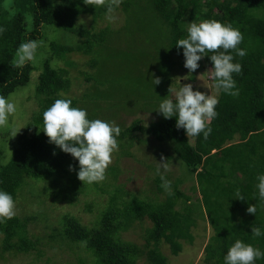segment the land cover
<instances>
[{
  "label": "trees",
  "instance_id": "obj_1",
  "mask_svg": "<svg viewBox=\"0 0 264 264\" xmlns=\"http://www.w3.org/2000/svg\"><path fill=\"white\" fill-rule=\"evenodd\" d=\"M117 9L125 14L121 26L88 29L78 25L81 15L90 13L94 24L106 13L105 6L91 0H0V27L4 29L0 33V95L7 97L35 78L34 94L39 105L31 113L28 127L18 134L10 158L0 162V189L9 192L14 201L36 208L0 222V259L6 263L19 255L31 258L30 262L59 264L55 254H48L49 248L72 256L73 260L62 264H136L144 254L148 264H168L160 251L161 242L169 245L173 255L184 243H192L191 228L196 226L198 212H204L212 230L202 264H224V254L237 239L264 250V235L251 234L252 227L264 231V202L256 198L255 187L257 174L264 172V0H119L114 7ZM208 19L239 29L243 40L238 47L245 49L246 55L232 53L234 62L242 65L241 73L234 74L239 95L219 94L218 115L210 123L212 131L207 139L202 135L187 137L184 129L176 128L175 118L163 116L147 126L137 118L129 125L120 123L117 137L119 157L131 156L129 147L136 133L168 141L195 178L201 195L196 204L189 203L190 196L177 188L179 179L172 182L169 194L161 187L160 177H154L157 190L164 194L161 200L125 190L116 183L121 171L118 158L106 169L103 181L87 184L78 180V161L49 143L41 130L46 108L55 99L66 97L72 99V106L86 109L89 119L112 121L121 111H153L160 116L155 110L157 102L142 96L137 87L139 78L129 82L124 79L128 86L125 90L134 91L131 96L126 93L119 100L104 96L103 91L117 85L108 76L106 64L153 55L156 68H165L166 64L181 67L183 50L177 49L175 42L186 36L188 23ZM32 39L42 41L35 58L22 68L15 67L19 44ZM123 40H138L140 46L127 50ZM72 52L89 56L87 64L94 69L84 73L92 82L80 97L67 95L69 72L57 65L62 60L72 66L68 59ZM200 61L211 71L208 56ZM133 67L139 70L137 65ZM138 104L142 107L137 108ZM40 181L48 184L34 191ZM84 189L105 198L98 206L84 203V209H96L90 225L69 213L54 224L43 205L46 197H52L53 202H72ZM237 190L245 199H237ZM250 204L256 205V215L247 212ZM144 217L150 221L142 228L144 248L121 239L120 234L135 228L136 222L142 225ZM30 223H44L46 236L33 233L28 228ZM256 264H264V258Z\"/></svg>",
  "mask_w": 264,
  "mask_h": 264
},
{
  "label": "rangeland",
  "instance_id": "obj_2",
  "mask_svg": "<svg viewBox=\"0 0 264 264\" xmlns=\"http://www.w3.org/2000/svg\"><path fill=\"white\" fill-rule=\"evenodd\" d=\"M113 19L111 21L106 19V13L93 24L92 15L90 13L81 15L78 20V25L86 28H100L107 24L112 27L118 28L124 23L125 14L121 10H114L112 13ZM127 36V30H125ZM141 35V34H138ZM128 37V36H127ZM143 38H140V40ZM70 41V40H69ZM123 45L127 46V50H130L132 47H139L140 43L138 40L135 41H122ZM129 43V44H128ZM122 52V51H121ZM122 54V53H121ZM89 56L72 52L68 54V59L73 63L72 66L64 64V61H58L57 65L64 67L68 70L70 78V87L67 91L68 96H82L84 88L86 85H89L92 81L86 79V74L92 73L94 69L87 64ZM123 62L112 63L107 62V74L110 77L111 81L116 82L117 85L114 89H109L103 91L104 96H109V98H114L119 100L122 95L131 96L134 92H129L125 90V87L128 89V86H125L133 78H139L137 87H140L142 96L151 98L157 105L159 99L163 98L166 94L167 87L169 88L172 84L174 87L176 81L180 79L181 84L191 83L194 87V90H200L206 94H210L213 91L212 81L209 78L210 69L206 66L204 61H199L200 67L193 73L189 74L188 70L183 66L172 65L169 67L167 64L164 67L155 66V57L153 55H148L142 58H136L135 61H132V58H121ZM117 65V68L115 67ZM137 65L139 70L133 66ZM132 75V76H131ZM201 75V76H200ZM131 76V77H130ZM200 76V77H199ZM154 77L160 78V83L152 87L151 79ZM167 79V82L165 81ZM34 81L35 78H32L29 83L23 87H19L16 91L11 93L9 96L17 105V111L13 116L9 117V124L7 127L0 128V162H6L12 152L13 148L16 145L18 134L24 131L28 127L29 121H31L30 115L34 111L38 110V101L35 97L34 90ZM113 83V84H114ZM205 86V87H204ZM138 89V90H139ZM125 90V91H124ZM154 107V104L151 105ZM134 107V105H133ZM142 106H137L141 108ZM127 108V107H126ZM119 114L116 117H113L111 122H114L116 125H129L134 119H140L143 125H149L150 123L156 121L160 116L153 111H139L137 113L130 114L126 111L118 112ZM121 123V124H120ZM22 127L19 131L18 129ZM16 129L18 132L15 136L12 134V129ZM120 146L118 150L115 151L112 155V162L118 158V163L120 166V173L117 176L116 183L122 184V187L132 192L136 195L148 196L150 198H156L161 200L164 198V194L159 192L156 187L154 180L155 176H158L155 172L157 162H161L162 158L167 161L168 171L166 175L169 180L172 182L180 180L177 188L185 195L190 196L188 201L191 204H196L200 198V193L196 189L197 185L195 182L194 176H191L186 165L179 159L175 153L169 147L168 141H158L155 140L152 135L136 133V135L131 140V146L129 147L131 156H118L120 152ZM48 183L45 181H40L37 183L34 191L40 189L41 186H46ZM38 192V191H37ZM93 191L90 189H84L81 193L74 195L72 202H69L67 199L57 200L53 202L52 197L47 196L44 200V207L49 211L50 219L53 220L54 224H57L58 219L64 214L69 213L75 215L81 219L83 223L89 224L91 219L96 214V209L93 208L92 211L84 209L85 202H95L96 205L104 204L105 198L104 195L95 196L92 194ZM27 194V193H26ZM73 194V193H71ZM26 196V195H25ZM30 196V195H28ZM96 197V198H95ZM31 196L29 197V199ZM179 208V204L177 205ZM36 209L35 206L31 204H23L22 201L15 200V214L18 216H23L27 210ZM203 210V209H202ZM196 216V215H195ZM196 226L191 228L193 233L192 243H184L181 250L177 255H173L167 243L161 242L160 251L163 255L166 256L168 264H202V255L204 246L208 240V236L211 233L209 224L206 221L204 212L196 216ZM140 221L136 222L137 226L122 232L121 239L126 241L135 242L140 247L144 248L143 243V230L142 228L149 224L150 221L147 217L143 218L142 225H139ZM28 228L31 229L36 235L46 236V225L44 223H30ZM46 241V240H45ZM48 254H55L59 264H62L65 260H73L72 256L65 254L61 249L52 250L48 248ZM144 254V252H143ZM29 257L23 258L17 256L12 258L9 262L4 263L0 259V264H43L30 262ZM136 264H148L145 254L139 257L136 261Z\"/></svg>",
  "mask_w": 264,
  "mask_h": 264
},
{
  "label": "clouds",
  "instance_id": "obj_3",
  "mask_svg": "<svg viewBox=\"0 0 264 264\" xmlns=\"http://www.w3.org/2000/svg\"><path fill=\"white\" fill-rule=\"evenodd\" d=\"M91 2L105 6L106 19L111 21L114 7L118 6L119 0ZM3 31L0 27V33ZM186 33L184 38L175 42L177 49L183 50V66L191 74L200 67L198 62L202 57L208 56L212 64L209 78L213 82V91L206 94L194 90L191 83L181 84L178 79L174 87L171 84L168 94L160 98L155 110L165 119L175 118L176 128L184 129L187 137L202 135L207 139L212 131L210 123L218 115L216 106L219 103V94L223 92L233 97L239 95L234 74L241 73L242 65L234 62L232 53L234 51L237 56L243 57L246 51L238 47L243 40L239 29L218 20L192 21L188 23ZM41 44L42 41L34 39L21 42L16 50L14 66L22 68L26 63L33 61ZM208 53L211 55H207ZM159 83V77L151 79L152 87ZM72 103L71 98L55 99L42 114L41 130L48 137L49 143H53L78 161V180L87 184L103 181L106 169L112 162V155L118 150L117 137L120 135V127L108 120L89 119L86 109L74 107ZM16 111V103L10 97L0 95V128L8 126L9 117ZM18 131L12 129L13 136ZM69 170H73L71 165ZM167 171V161L162 158L161 162H157L155 172L160 177L161 187L171 194L172 181L167 178ZM256 181V198L264 202V172L257 174ZM236 197L245 199L239 190ZM247 212L256 215V205L250 204ZM14 215L13 196L0 189V222L11 219ZM251 234L260 237L264 235V231L260 227H252ZM262 258L264 250L237 239L228 247L223 261L224 264H256V261Z\"/></svg>",
  "mask_w": 264,
  "mask_h": 264
}]
</instances>
